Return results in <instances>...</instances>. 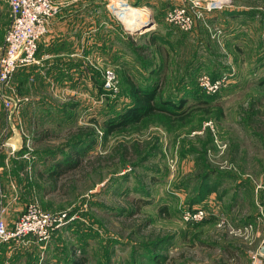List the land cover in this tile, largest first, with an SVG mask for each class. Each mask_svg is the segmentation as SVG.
<instances>
[{
	"label": "rangeland",
	"instance_id": "1",
	"mask_svg": "<svg viewBox=\"0 0 264 264\" xmlns=\"http://www.w3.org/2000/svg\"><path fill=\"white\" fill-rule=\"evenodd\" d=\"M126 1L145 7L153 24L169 0ZM243 1L257 10L240 47L211 37V22L197 34V26L183 31L156 20L133 32L131 59L90 64L86 74L72 76L69 92L53 98L56 114L46 122L12 120V75L5 92L14 105L6 109L0 102V206L8 204L13 219L29 202L66 214L47 243L54 264H71L78 256L85 264H250L264 228V0ZM111 12L123 20L119 10ZM9 24L6 1L0 0V47ZM106 70L113 72L115 89L104 85ZM216 70L227 76L226 84L211 94L196 89L199 73ZM130 80L155 91L158 109L122 125L120 114L134 104ZM106 122L121 126L107 132ZM14 123L25 140L9 154L19 165L16 184L4 169ZM43 130L46 139L36 141ZM70 155L81 158L80 167L64 163L66 171L49 179L56 161ZM27 161L37 167L28 186L22 184ZM186 208H202L206 218L185 221Z\"/></svg>",
	"mask_w": 264,
	"mask_h": 264
},
{
	"label": "crops",
	"instance_id": "2",
	"mask_svg": "<svg viewBox=\"0 0 264 264\" xmlns=\"http://www.w3.org/2000/svg\"><path fill=\"white\" fill-rule=\"evenodd\" d=\"M60 1L58 12L49 19L48 30L39 40L35 63L19 68L13 74L12 88L17 94V110L15 111L17 117L15 119L14 113L12 118L14 121L32 124L46 122L56 114L53 98L64 90L66 94L69 92L72 76L86 74L87 69H91L90 64L114 65L118 60L131 59L134 49L133 33L129 31L123 20L115 18L109 3L104 0ZM6 5L10 16L7 2ZM256 10L257 6H253L252 3L232 0L222 10L212 12L208 16V21L223 29L221 39L223 37L224 43L240 47L238 43L244 42V35H248L246 31L251 28V19L254 18ZM163 11L164 9L159 13L163 14ZM156 20H158L157 17L154 18V23ZM202 27L206 26L198 24L194 33ZM5 30L6 28L2 32L1 43H3ZM210 39L213 41L212 38ZM12 120L10 123L14 122ZM13 127L18 131L15 123ZM19 131L21 132V128ZM20 136L23 139V148L25 140L23 135L20 134ZM9 137H16L13 130L7 138ZM6 149L8 155L4 160L6 162L4 169L10 170V181L16 184L14 180L20 181L17 177L19 165L16 166L9 154L18 153L21 149L15 151L9 144H6ZM32 163L27 161L22 167L24 172L22 184L27 183L26 186L30 183L29 174L33 169L34 171L37 169ZM1 170L3 171L2 166L0 173ZM22 184L19 182L16 187ZM12 202L13 199L8 203ZM5 205L7 207L5 216L10 223L19 216L20 212L18 215H13V219L8 215L10 209L8 204ZM48 245L31 239L21 243L0 244V264H21L22 260L27 259L33 260V264H54V258L51 257L53 253L49 252Z\"/></svg>",
	"mask_w": 264,
	"mask_h": 264
},
{
	"label": "built area",
	"instance_id": "3",
	"mask_svg": "<svg viewBox=\"0 0 264 264\" xmlns=\"http://www.w3.org/2000/svg\"><path fill=\"white\" fill-rule=\"evenodd\" d=\"M108 0L109 6L119 10L122 15L129 2L126 0ZM10 12V24L4 32L3 43L0 47V102L10 109L14 101L5 92V86L12 75L19 68L29 66L36 61V52L39 40L48 30L49 19L59 10L54 0H6ZM230 0H175L164 12L163 21L183 31L193 30L198 24L208 25V16L217 10H222ZM140 17V16H139ZM143 17L148 19V14ZM154 22V21H153ZM261 23V54L264 56V12L260 15ZM155 23L152 24L154 26ZM211 37L221 38L223 34L220 26L211 28ZM104 85L115 89L114 75L111 70H106ZM227 76L221 74L212 78L202 72L197 77L198 86L206 93H214L226 84ZM3 195V186L0 177V196ZM7 207L0 206V244L21 243L24 240H35L46 245L52 237L53 230L64 224L67 219L64 212L49 213L39 206L37 202H29L12 222L6 219ZM185 221L202 220L206 214L202 208H186L181 212ZM252 224L243 226V230L250 229ZM264 242V228L258 247L251 253L250 264H264V255L258 251Z\"/></svg>",
	"mask_w": 264,
	"mask_h": 264
},
{
	"label": "trees",
	"instance_id": "4",
	"mask_svg": "<svg viewBox=\"0 0 264 264\" xmlns=\"http://www.w3.org/2000/svg\"><path fill=\"white\" fill-rule=\"evenodd\" d=\"M171 4L172 3L170 2V0L168 2H166V5H164L165 7L163 8L164 9L163 14H161V17H159L158 20L163 21L162 18H163L164 12ZM170 26H172V25H170ZM137 48L139 50H144V47L141 45L137 46ZM201 73H199V74H201ZM205 73L209 74L212 78H216L222 74V71L216 70V71H213L212 73L211 72H205ZM195 82H194V86L196 87V89H199L202 92L203 90L197 85V82L196 83ZM140 86L141 85L136 84V82L131 81L129 91L134 96V104L131 107H128L124 112H122L120 114L118 119H120L119 121H121V124L123 123L122 125H124V123H127L128 121H130V122L139 121L142 117L153 115L157 112L158 108L154 102L155 91L149 92V90H145L146 88L143 89ZM209 94H211V93H209ZM168 104L169 103H167L166 105H168ZM172 111H175V110H172ZM187 115H182L179 119L183 120ZM121 124H120V122H116V123L106 122V123H104V127L106 128L107 132H112V131H115L116 129H118L121 126ZM47 133H48L47 130H43L41 132L37 131L36 132V135H37L36 139L38 141L45 140L47 135H48ZM78 133L82 134L83 132L81 131ZM70 157H72V160H70ZM70 157L69 156L65 157V162H63V159L56 161L54 166L49 170V172H48L49 174H47L48 178L50 179L53 176L56 177V176L60 175L62 172L66 171L65 170V169H67L66 167H69L72 169L76 168V167H80V164L82 162L81 158H79L78 156H71V155H70ZM64 163L67 164L66 167H65ZM43 173H44L43 171H40V170L37 171V175L40 179L43 177V175H44ZM165 209L166 208L164 207L162 210H165ZM85 263H86V259L84 258V256H78L77 258H74L71 262V264H85Z\"/></svg>",
	"mask_w": 264,
	"mask_h": 264
},
{
	"label": "water",
	"instance_id": "5",
	"mask_svg": "<svg viewBox=\"0 0 264 264\" xmlns=\"http://www.w3.org/2000/svg\"><path fill=\"white\" fill-rule=\"evenodd\" d=\"M152 24V21L149 19H145L143 17V20H141V23L135 27V28H129L130 32H143L144 28L150 26ZM12 130L14 132V134L16 135V137H9L6 140V143L9 145H12L15 151H19L22 148V144H23V139L21 138L20 134L18 133L17 130L14 129L13 125L11 124ZM258 251L260 254L264 255V242L259 246Z\"/></svg>",
	"mask_w": 264,
	"mask_h": 264
},
{
	"label": "bare ground",
	"instance_id": "6",
	"mask_svg": "<svg viewBox=\"0 0 264 264\" xmlns=\"http://www.w3.org/2000/svg\"><path fill=\"white\" fill-rule=\"evenodd\" d=\"M146 10L147 9L145 7H140V5H128L121 17L126 23L127 27L135 28L141 23L143 15L146 14Z\"/></svg>",
	"mask_w": 264,
	"mask_h": 264
}]
</instances>
